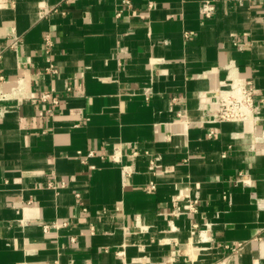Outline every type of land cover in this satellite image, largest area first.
I'll use <instances>...</instances> for the list:
<instances>
[{
	"label": "crops",
	"instance_id": "0c3cea01",
	"mask_svg": "<svg viewBox=\"0 0 264 264\" xmlns=\"http://www.w3.org/2000/svg\"><path fill=\"white\" fill-rule=\"evenodd\" d=\"M64 1L0 0V264H264V2ZM228 69L255 123H202ZM48 91L58 105L30 99ZM178 194L195 214L171 215Z\"/></svg>",
	"mask_w": 264,
	"mask_h": 264
},
{
	"label": "built area",
	"instance_id": "2783aa9c",
	"mask_svg": "<svg viewBox=\"0 0 264 264\" xmlns=\"http://www.w3.org/2000/svg\"><path fill=\"white\" fill-rule=\"evenodd\" d=\"M69 0H65L66 3ZM120 2L121 6L126 7L127 9L131 8V2L130 0H117ZM248 2H264V0H246ZM214 6L209 1H203V3L200 6V14L204 18H210L214 14ZM54 11V9H51L50 11H47L45 13H42L41 17H45L49 12ZM122 10H118L115 14L116 18L121 17ZM185 37H188L187 34H185ZM18 38L12 39L9 44L6 46L10 49H15L18 46ZM43 51L46 56V67L45 72L50 75H56L58 73V69L55 65V63L51 59V50L54 45L52 36L47 33L44 35L43 38ZM238 49H243V45H238ZM232 69H228V75L227 79L224 80L222 84L219 85V87L209 92V98L208 101H206L203 106H201L202 111V123H207L210 125H219L222 123H244V122H256L259 118L256 116V112L258 109V106L254 103L255 98L258 95V91L252 86L251 81L244 80L236 75H231ZM200 98L203 96L200 95ZM32 100H38L40 102H48L53 106L58 105L59 101L56 96L53 95V91H48L41 93L39 96L31 97ZM53 108H50L46 110L47 115L52 114ZM179 118L182 117L180 114L177 115ZM180 120V119H179ZM185 119H182V124L185 125ZM217 136V130L211 129L207 133L208 138H214ZM94 152L89 151L85 156L78 153V156L80 157L81 161L83 163L86 162V159L94 156ZM137 156V153L135 151H132L129 154L130 159ZM159 157H150L148 159V169L152 171L153 173L156 172L158 169L159 164ZM121 174L123 178V184L125 183L126 179L131 175V169L129 165H121ZM237 179L235 180V184L244 183L243 180V173L241 171L237 174ZM65 182L60 181L59 183L56 182H50L48 183V187L51 189H58L65 187ZM147 193H151L155 190V185L152 184L149 187H146L144 189ZM76 197L79 198V195L76 194ZM225 198V196H224ZM182 201H186L185 203H181ZM199 206V201L197 198L189 199L185 197H181L180 194L175 196L172 199V211L171 215L174 217H178L181 215H188L191 216L197 212ZM85 211V209H83ZM67 223H51L43 225V230L46 232L50 228L59 229L60 227H65ZM197 225H194L193 227L196 228ZM225 249H229L232 253L238 254L239 251L242 248L241 243H232L230 245H224Z\"/></svg>",
	"mask_w": 264,
	"mask_h": 264
},
{
	"label": "bare ground",
	"instance_id": "6f19581e",
	"mask_svg": "<svg viewBox=\"0 0 264 264\" xmlns=\"http://www.w3.org/2000/svg\"><path fill=\"white\" fill-rule=\"evenodd\" d=\"M234 72V71H233ZM233 75V74H232Z\"/></svg>",
	"mask_w": 264,
	"mask_h": 264
}]
</instances>
